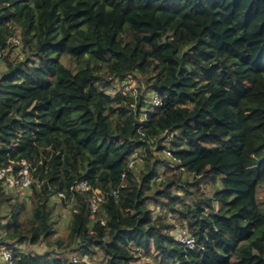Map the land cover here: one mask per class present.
Here are the masks:
<instances>
[{
    "label": "trees",
    "instance_id": "16d2710c",
    "mask_svg": "<svg viewBox=\"0 0 264 264\" xmlns=\"http://www.w3.org/2000/svg\"><path fill=\"white\" fill-rule=\"evenodd\" d=\"M17 31L27 54L4 56L0 167L26 160L35 181L25 200L0 182V246H77L105 264H264V0H0L2 53ZM115 80L137 92L111 94ZM60 193L67 244L54 238ZM12 250L15 264H88Z\"/></svg>",
    "mask_w": 264,
    "mask_h": 264
},
{
    "label": "rangeland",
    "instance_id": "374dc122",
    "mask_svg": "<svg viewBox=\"0 0 264 264\" xmlns=\"http://www.w3.org/2000/svg\"><path fill=\"white\" fill-rule=\"evenodd\" d=\"M14 38V37H12ZM12 38L10 39L12 42ZM16 38L21 39L19 31H17V35ZM22 40V39H21ZM9 51V52H8ZM9 53V54H8ZM27 54V51L25 50V47L23 45V42L21 41L19 45L13 44V42L11 43V49L10 50H4L3 52V58L0 59V74L5 71L6 68V62H5V57L9 55L12 59L16 58V59H24L25 56ZM62 61L71 69H76V62L75 60L69 56V55H64L61 57ZM139 78H141L139 76ZM128 82V83H127ZM127 83V85L125 87L124 84ZM139 83L137 81H120V80H115L112 87H110L109 92L111 94H115L116 92H118L120 89L125 88V90L127 91H132V92H137V88H138ZM130 88V89H129ZM129 89V90H128ZM153 96V95H152ZM117 108H122L121 105H117ZM152 150L154 151V156L155 158L157 157L158 160H168L169 158V154L168 152H161V151H157L155 150V146H152ZM136 156H138L140 159L138 160V162L134 163V169L136 172H140L142 169H144V165H145V160H143V153H136ZM165 167L162 166L161 167V171H165ZM217 186L215 185H211L208 183H203L201 185L202 190L210 195L212 190H214V188H216ZM6 192L8 194H14V198L19 197L20 200H25L26 198H29L30 194H31V190H23V191H9L6 190ZM187 199H192L190 195H186ZM258 201L260 203V206L262 208V210L264 211V185H260L258 187ZM27 203H29V200L27 201ZM55 203L56 207L53 211V221L55 222V228H56V234L54 238H60L64 241V244H67V240H68V233H69V226H70V220H71V205H65L64 203H62V199L60 197H56L53 198L52 201H50V204ZM150 207L154 210L155 214H164V212H162L157 206H155L154 204H150ZM2 213L0 215V220L4 221V219L2 217L4 216H10L8 211V206L7 204L3 205L2 208ZM31 212L30 208L28 207L26 212L24 213V215L22 216V220H24L26 218V216ZM6 219V218H5ZM0 221V222H1ZM4 235V229L2 227H0V237ZM176 235V234H175ZM12 242V241H11ZM12 248H16V246H18L19 248H21L22 250L26 251V252H33V253H43L45 251H54V255L55 256H59V257H68L70 259H74V257H77L78 261L81 260H86V262L88 264H105L104 263V257L102 252H98V255L95 257L92 256H82L80 254L79 248L77 246H72V247H67V248H57L55 246H50L48 245V243L46 242H42L41 245H32V244H28L27 241L25 242H18L17 244H15L12 246L9 245ZM47 246V248H46ZM1 248H0V256H1ZM2 257V256H1ZM0 257V264H3V258ZM87 257V258H86ZM148 260L147 257H143L142 261H146Z\"/></svg>",
    "mask_w": 264,
    "mask_h": 264
},
{
    "label": "built area",
    "instance_id": "2783aa9c",
    "mask_svg": "<svg viewBox=\"0 0 264 264\" xmlns=\"http://www.w3.org/2000/svg\"><path fill=\"white\" fill-rule=\"evenodd\" d=\"M12 42L19 43V39L16 37L12 38ZM2 51H0V59L2 58ZM152 102L154 107H158L162 104L161 99L157 93L153 94ZM170 154V153H168ZM135 162L131 161L130 166H134ZM18 168L13 164H8L6 166L0 167V182L4 185V190L9 191H23L29 190L34 183L35 179L33 176L34 168L32 164L26 160H21L17 162ZM90 189L89 185L85 181H81L77 184V190L88 191ZM59 197H64L63 193L59 194ZM90 200L92 203V208L95 211L98 207V202L103 200V196L92 192L90 194ZM176 239L185 245L187 248L193 249L197 247L196 238L188 233L186 229H179L176 232ZM1 248V258H3V264H15L14 254L12 248L6 246H0ZM87 258V257H86ZM87 260V259H86ZM73 262H77V257H74Z\"/></svg>",
    "mask_w": 264,
    "mask_h": 264
}]
</instances>
